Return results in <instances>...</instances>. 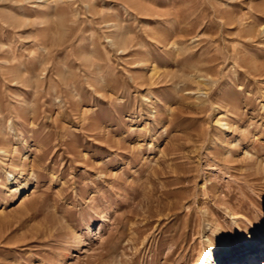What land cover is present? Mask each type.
I'll list each match as a JSON object with an SVG mask.
<instances>
[{
  "label": "rangeland",
  "instance_id": "rangeland-1",
  "mask_svg": "<svg viewBox=\"0 0 264 264\" xmlns=\"http://www.w3.org/2000/svg\"><path fill=\"white\" fill-rule=\"evenodd\" d=\"M261 230L264 0H0V264H222Z\"/></svg>",
  "mask_w": 264,
  "mask_h": 264
},
{
  "label": "bare ground",
  "instance_id": "bare-ground-1",
  "mask_svg": "<svg viewBox=\"0 0 264 264\" xmlns=\"http://www.w3.org/2000/svg\"><path fill=\"white\" fill-rule=\"evenodd\" d=\"M260 245H263L262 251H259ZM225 254L226 259L222 264H264V230L259 231L257 237L239 251L227 249Z\"/></svg>",
  "mask_w": 264,
  "mask_h": 264
}]
</instances>
